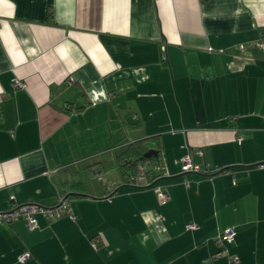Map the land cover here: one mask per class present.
<instances>
[{"label":"crops","instance_id":"crops-1","mask_svg":"<svg viewBox=\"0 0 264 264\" xmlns=\"http://www.w3.org/2000/svg\"><path fill=\"white\" fill-rule=\"evenodd\" d=\"M262 34L264 0H0V210L76 216L0 222V264H264ZM141 139L145 189L117 159Z\"/></svg>","mask_w":264,"mask_h":264},{"label":"built area","instance_id":"built-area-1","mask_svg":"<svg viewBox=\"0 0 264 264\" xmlns=\"http://www.w3.org/2000/svg\"><path fill=\"white\" fill-rule=\"evenodd\" d=\"M260 46H264V34L260 39ZM19 81H15L16 86H20ZM3 95L0 94V118H1V101ZM241 140V138H239ZM181 162L183 165V170L185 172H196L208 175L210 173L209 169L204 168L199 164H195L189 156H184L181 158ZM261 168H264V163L259 165ZM167 171L165 172V175ZM130 185L135 186L137 188L147 187L148 184L141 185L133 179L129 182ZM158 196L162 202H166L168 195L163 188H158ZM41 215L48 220H55L62 217H70L72 219H76V216L73 213V209L71 207L70 201L68 197L64 193H59L58 203L54 207H44L38 204H24L20 206H16L11 208L10 210L2 211L0 210V222L1 223H11L17 221L19 219H23L26 222L27 227L30 230H36L39 226L37 216ZM188 228H195L194 224H189ZM236 235V231L234 228H227L222 231L216 242L220 245H223L225 242H231ZM93 245L96 247L97 243L93 241ZM223 253H219L218 256H221ZM32 257L29 251L23 252L19 256L20 262H25ZM231 261L238 262L239 258L237 256H231Z\"/></svg>","mask_w":264,"mask_h":264},{"label":"trees","instance_id":"trees-1","mask_svg":"<svg viewBox=\"0 0 264 264\" xmlns=\"http://www.w3.org/2000/svg\"><path fill=\"white\" fill-rule=\"evenodd\" d=\"M148 140L141 139L128 144L117 157L125 183L129 186H132L129 182L133 179L141 185L148 184L147 187H141L140 189L150 188L157 184L158 179L165 176L166 164L162 151L158 148L156 149L158 151L157 156H151L150 158L145 156L150 149L147 146Z\"/></svg>","mask_w":264,"mask_h":264},{"label":"water","instance_id":"water-1","mask_svg":"<svg viewBox=\"0 0 264 264\" xmlns=\"http://www.w3.org/2000/svg\"><path fill=\"white\" fill-rule=\"evenodd\" d=\"M157 155H158V151H156L155 149H149L148 152L145 154V156L148 158H150L151 156H157Z\"/></svg>","mask_w":264,"mask_h":264}]
</instances>
